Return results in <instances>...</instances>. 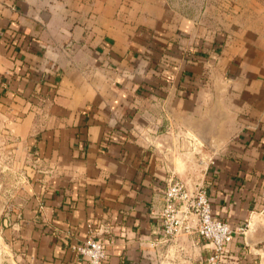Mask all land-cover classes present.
I'll use <instances>...</instances> for the list:
<instances>
[{
    "label": "crops",
    "instance_id": "1",
    "mask_svg": "<svg viewBox=\"0 0 264 264\" xmlns=\"http://www.w3.org/2000/svg\"><path fill=\"white\" fill-rule=\"evenodd\" d=\"M0 112L6 148L33 161L0 234L15 264H87L72 247L89 239L105 264H205L200 237L164 241L177 178L247 226L228 264H264V35L167 0H0Z\"/></svg>",
    "mask_w": 264,
    "mask_h": 264
},
{
    "label": "rangeland",
    "instance_id": "2",
    "mask_svg": "<svg viewBox=\"0 0 264 264\" xmlns=\"http://www.w3.org/2000/svg\"><path fill=\"white\" fill-rule=\"evenodd\" d=\"M187 17L212 31L225 32L235 38H248L250 34L264 35V0H167ZM2 112H0V115ZM4 123V122H2ZM0 127V234L10 227L3 222L12 209H19L17 203L23 193V186L32 169V156L19 143L12 149L6 148ZM7 219V218H6ZM7 224V225H6ZM17 256L10 246L0 238V264H15Z\"/></svg>",
    "mask_w": 264,
    "mask_h": 264
},
{
    "label": "built area",
    "instance_id": "3",
    "mask_svg": "<svg viewBox=\"0 0 264 264\" xmlns=\"http://www.w3.org/2000/svg\"><path fill=\"white\" fill-rule=\"evenodd\" d=\"M202 164L208 166L212 162ZM163 197L160 225L164 241L171 242L180 234L196 235L211 245L212 253L205 264H228L234 235H245L247 226L233 230L228 223L214 219L204 183L189 188L179 178L171 180ZM72 250L77 256L86 259L87 264H105L109 257L104 244L95 239L73 246Z\"/></svg>",
    "mask_w": 264,
    "mask_h": 264
},
{
    "label": "water",
    "instance_id": "4",
    "mask_svg": "<svg viewBox=\"0 0 264 264\" xmlns=\"http://www.w3.org/2000/svg\"><path fill=\"white\" fill-rule=\"evenodd\" d=\"M202 143H203V145L204 146H206L209 150H211V151H215V149H214V147L210 144V143H208L206 140L205 141H202ZM1 215H2V212H0V220H1Z\"/></svg>",
    "mask_w": 264,
    "mask_h": 264
}]
</instances>
